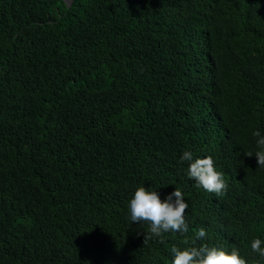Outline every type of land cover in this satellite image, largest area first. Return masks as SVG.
<instances>
[{
    "label": "trees",
    "instance_id": "1",
    "mask_svg": "<svg viewBox=\"0 0 264 264\" xmlns=\"http://www.w3.org/2000/svg\"><path fill=\"white\" fill-rule=\"evenodd\" d=\"M264 0H0V264H171L264 241ZM212 157L227 189L187 176ZM179 189L187 234L130 220ZM264 247V244H262Z\"/></svg>",
    "mask_w": 264,
    "mask_h": 264
},
{
    "label": "clouds",
    "instance_id": "2",
    "mask_svg": "<svg viewBox=\"0 0 264 264\" xmlns=\"http://www.w3.org/2000/svg\"><path fill=\"white\" fill-rule=\"evenodd\" d=\"M254 135L257 137L256 144L259 149L254 157L257 165L264 168V136H261L259 131ZM180 160L188 162L186 174L189 179L195 181L197 186L217 196L224 194L227 185L223 174L215 169L212 157L194 159L190 151H184ZM188 207L184 194L177 188L162 201L156 190H149L144 186L136 188L128 204L130 220L146 223L149 226L144 243L149 237L158 238L164 233L187 234L189 227L185 220V213ZM206 236V230L202 227L188 238L192 241L191 246L183 249L172 246L171 264H247L237 247H232L229 252L214 245L209 246L207 243L196 244V241H203ZM262 244L264 241L261 239H253L250 249L264 258Z\"/></svg>",
    "mask_w": 264,
    "mask_h": 264
},
{
    "label": "rangeland",
    "instance_id": "3",
    "mask_svg": "<svg viewBox=\"0 0 264 264\" xmlns=\"http://www.w3.org/2000/svg\"><path fill=\"white\" fill-rule=\"evenodd\" d=\"M67 2H71L72 0H66Z\"/></svg>",
    "mask_w": 264,
    "mask_h": 264
}]
</instances>
